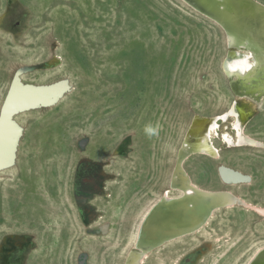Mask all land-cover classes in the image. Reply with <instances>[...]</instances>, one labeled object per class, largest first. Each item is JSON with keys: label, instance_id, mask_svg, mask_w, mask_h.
<instances>
[{"label": "rangeland", "instance_id": "obj_1", "mask_svg": "<svg viewBox=\"0 0 264 264\" xmlns=\"http://www.w3.org/2000/svg\"><path fill=\"white\" fill-rule=\"evenodd\" d=\"M224 53L220 27L182 0H0V108L17 76L41 86L3 121L0 264H124L144 213L179 195L169 180L191 117L248 93L220 74ZM243 103L245 133L264 142V111ZM213 143L217 159L183 161L191 181L255 207L214 209L142 264H247L264 246V147ZM224 167L249 181L224 184Z\"/></svg>", "mask_w": 264, "mask_h": 264}, {"label": "bare ground", "instance_id": "obj_2", "mask_svg": "<svg viewBox=\"0 0 264 264\" xmlns=\"http://www.w3.org/2000/svg\"><path fill=\"white\" fill-rule=\"evenodd\" d=\"M182 1L202 16L215 21L227 34H232L241 41L247 40L261 67L254 72L256 75L252 74L251 81L237 83V85L245 86L243 89L248 92L246 95L233 87L234 99L223 112L209 117L195 115L180 149V159L176 166L174 164L169 180L171 185L169 188L179 192V195L170 196L169 190H166L154 203L155 205L151 206V210L145 211L138 225L134 249L129 252L124 264H142V257L147 251L193 234L206 223L214 209L236 205L255 207L245 203L228 190H207L198 187L191 181L182 163L192 155L217 159L219 150L214 145L213 139H219L228 148L264 147L263 141L245 133L252 119V112L243 103L244 100H249L264 111V85L253 87L259 80L257 72H264V4L258 0ZM229 55H231L230 52ZM40 90L41 86L22 83L19 76L12 81L0 117V136L6 129L3 121L7 116L9 118L13 116L18 109L19 96L27 97L31 91L34 96L39 94ZM230 106L232 108L228 112ZM227 122L230 123L229 128L231 132L233 131L232 133L226 129L228 124L224 125ZM225 126V129L220 130V127ZM219 177L224 184L231 186L249 181L246 176L225 167L219 169ZM255 209L261 214L264 213V209L259 207ZM247 264H264V246L253 254Z\"/></svg>", "mask_w": 264, "mask_h": 264}, {"label": "clouds", "instance_id": "obj_3", "mask_svg": "<svg viewBox=\"0 0 264 264\" xmlns=\"http://www.w3.org/2000/svg\"><path fill=\"white\" fill-rule=\"evenodd\" d=\"M224 49L225 53L219 64V72L224 79L231 83L251 81L252 74L261 66L255 53L250 49L249 42L226 33ZM144 132L149 137L158 134L157 129L151 125H146Z\"/></svg>", "mask_w": 264, "mask_h": 264}, {"label": "water", "instance_id": "obj_4", "mask_svg": "<svg viewBox=\"0 0 264 264\" xmlns=\"http://www.w3.org/2000/svg\"><path fill=\"white\" fill-rule=\"evenodd\" d=\"M209 19H210V18H209ZM210 20H211V19H210ZM211 21H213V20H211ZM213 22L216 23L215 21H213ZM216 24H217V23H216ZM217 25H218V26L220 27V29L223 31L224 35H226L227 32H225V30H224L219 24H217ZM10 87H11V84H10V86H9L8 89H7V92H6L5 98H4L3 103H2V105H1V108H0V117H1V113H2L3 105H4V103H5V101H6V98H7L8 94H9ZM231 108H232V106L229 107L228 112L231 110ZM260 110H261V109H260ZM194 117H195V115H193V116L191 117L190 122H189V124H188V126H187V129H186V131H185V133H184V135H183V137H182V139H181L180 145H179L178 150H177V153H176L175 166H176V164L178 163V160L180 159V154H179V152H180V149H181V147H182V145H183V143H184V140H185V137H186V135H187V133H188V130H189L191 124L193 123ZM189 156H190V155H189ZM13 159H14V158H13ZM183 160H184V159H183ZM12 162H13V160H12ZM11 164H12V163H11ZM169 186L171 187L170 184H169ZM161 199H162V198H161ZM154 205H155V204H154ZM150 210H151V208H150Z\"/></svg>", "mask_w": 264, "mask_h": 264}]
</instances>
